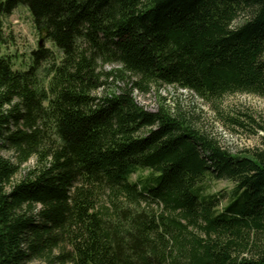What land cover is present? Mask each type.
<instances>
[{
	"label": "trees",
	"instance_id": "obj_1",
	"mask_svg": "<svg viewBox=\"0 0 264 264\" xmlns=\"http://www.w3.org/2000/svg\"><path fill=\"white\" fill-rule=\"evenodd\" d=\"M18 5L60 57L13 69ZM163 86L264 100V0H0V264H264V134L232 155L164 98L136 102ZM207 179L233 183L224 206Z\"/></svg>",
	"mask_w": 264,
	"mask_h": 264
},
{
	"label": "rangeland",
	"instance_id": "obj_2",
	"mask_svg": "<svg viewBox=\"0 0 264 264\" xmlns=\"http://www.w3.org/2000/svg\"><path fill=\"white\" fill-rule=\"evenodd\" d=\"M3 26L4 43L1 53L12 59L14 70H26L32 63V52L39 48H48L55 58L61 56L59 51L45 40L44 34L35 28L26 6L18 5L10 15L4 17ZM43 66L45 62H41L39 68L42 69ZM116 68L118 66H104L103 70L108 72ZM122 86V81L110 78L100 90H119ZM134 96L136 102L148 111H155L159 97L164 98L168 108H180L196 128L210 134L232 155L244 154L259 144L260 137L264 134L257 127L258 124L264 127V100L256 96L235 94L208 103L188 91L168 86L151 88L146 94L135 92ZM0 154L11 161L15 159L11 152L4 151ZM32 164V161L27 163ZM150 178V170L138 169L130 176V181L145 183ZM205 185L206 194H222L225 197L221 201V207L225 205L234 187L233 183L227 180L207 179ZM28 264L46 263L42 260H33Z\"/></svg>",
	"mask_w": 264,
	"mask_h": 264
},
{
	"label": "water",
	"instance_id": "obj_3",
	"mask_svg": "<svg viewBox=\"0 0 264 264\" xmlns=\"http://www.w3.org/2000/svg\"><path fill=\"white\" fill-rule=\"evenodd\" d=\"M39 46H41V44L39 43Z\"/></svg>",
	"mask_w": 264,
	"mask_h": 264
}]
</instances>
